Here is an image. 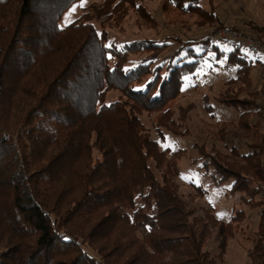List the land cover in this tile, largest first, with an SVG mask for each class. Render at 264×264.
Instances as JSON below:
<instances>
[{
    "label": "trees",
    "instance_id": "16d2710c",
    "mask_svg": "<svg viewBox=\"0 0 264 264\" xmlns=\"http://www.w3.org/2000/svg\"><path fill=\"white\" fill-rule=\"evenodd\" d=\"M79 1L0 0V264H220L244 211L220 219L215 206L195 202L208 195L202 184L186 198L179 178L187 149L164 148L161 141L163 129L189 133L191 104L176 120L167 106L181 94L185 76L207 59L226 56L228 67H237L227 84L246 82L253 60L241 42H232L225 54L211 36L111 40L112 23L131 8L158 24L144 0H104L96 12L100 29L86 8L61 26ZM199 2L160 5L220 25L215 7L207 11ZM175 44L172 53L158 57ZM136 55L141 59L128 65ZM113 92L119 94L111 97ZM222 94V103L243 110L240 121L260 107ZM145 112L160 113L159 140L142 123ZM259 141L247 151L230 146L232 157L223 163L203 145L192 147L216 172V185L229 184V193L260 206L262 228L264 138ZM215 225L218 253L205 249ZM261 236L249 252L252 264H264Z\"/></svg>",
    "mask_w": 264,
    "mask_h": 264
},
{
    "label": "rangeland",
    "instance_id": "374dc122",
    "mask_svg": "<svg viewBox=\"0 0 264 264\" xmlns=\"http://www.w3.org/2000/svg\"><path fill=\"white\" fill-rule=\"evenodd\" d=\"M104 0H86L83 6L81 0L75 3L63 15L60 25L65 26L69 21L78 18L83 9H88L93 13L91 21L100 29V17L96 14L98 8L103 5ZM164 0H144L145 6L153 10L154 17L158 24H154L149 19L141 16L137 11L131 10L121 18L117 23L113 22L109 28L111 40L117 43L125 40L138 38H153L161 40L168 36L169 38H178L186 41H199L207 36L218 35L224 29L239 33L241 39L254 38L264 42V0H200V5L207 11L215 7L221 23H207L205 16L198 13L184 12L175 7L162 11L161 5ZM75 8V11L72 9ZM205 19V20H204ZM218 26L215 30L216 26ZM218 37L219 43L225 54L233 48L234 41L231 38L222 39ZM178 44L165 49L158 54L159 58L172 53ZM242 46V50L254 54L253 50ZM214 56V55H212ZM242 56V54H237ZM142 55H136L130 58L128 65L134 64L140 60ZM137 59V60H135ZM114 60V59H113ZM242 59H238L241 61ZM246 62H244L245 64ZM236 68L228 67L226 56L218 61L212 57L206 60L203 66L193 74L184 77L185 83L181 94L168 102L167 106L174 112V118L181 110L191 104V110L186 118L185 127L189 133L183 136L164 131L165 141L162 146L182 147L187 149V154L180 159L181 177L179 178L180 190L186 198L191 193L195 194L194 185L202 184L208 195L205 198H194L200 206L213 205L216 208V216L220 219L231 218L235 210H243L242 217L233 225V236L229 238L225 248L224 260L220 264H251L249 252L255 243L262 238L264 227L259 228L260 206L246 204L244 194H231L228 192L229 184L218 186L213 176L214 169L206 167L204 160L200 158V153L192 147L194 143L203 145L204 150L210 152L216 159L223 162L231 159L230 146L236 145L239 151H247L251 144L260 142L264 138V68L261 66L252 68L248 71L246 82L240 81L235 84H227L228 79L235 78ZM226 91L229 98H236L237 95L251 103L260 105L261 111L257 114L251 113L246 119H249L248 127L246 119L240 121L242 109L229 107L220 101V96ZM119 94L111 93V97ZM237 94V95H236ZM110 97V98H111ZM258 108V107H257ZM160 113L149 115L147 112L141 115L142 123L150 130L155 139H160L156 131V119ZM221 121H225L221 123ZM245 121V122H243ZM238 153V151H237ZM198 158L195 163L193 159ZM261 183V182H259ZM260 196H256L254 201H259ZM201 213V211H200ZM219 226L212 228V234L209 236L206 248L207 250L218 253ZM264 248V247H263Z\"/></svg>",
    "mask_w": 264,
    "mask_h": 264
},
{
    "label": "built area",
    "instance_id": "2783aa9c",
    "mask_svg": "<svg viewBox=\"0 0 264 264\" xmlns=\"http://www.w3.org/2000/svg\"><path fill=\"white\" fill-rule=\"evenodd\" d=\"M218 37H223L222 39H229L231 38L232 41H239L241 42L242 46L245 48H250L251 50H254L259 53H264V42L260 40H256L254 38H246L243 40L241 39V36L239 33L232 32L229 29H224L221 32L218 33V35L214 36V39L217 40ZM261 189L264 192V182L261 184Z\"/></svg>",
    "mask_w": 264,
    "mask_h": 264
},
{
    "label": "crops",
    "instance_id": "0c3cea01",
    "mask_svg": "<svg viewBox=\"0 0 264 264\" xmlns=\"http://www.w3.org/2000/svg\"><path fill=\"white\" fill-rule=\"evenodd\" d=\"M231 49V48H230ZM245 51V50H244ZM246 53V55H247V57L249 58V59H251V62H252V60H253V65H252V68H256V67H259V66H261L262 68H264V53H257V52H253L254 54H252L251 56H250V53H248L247 51H245ZM239 63H241L242 62V60L241 61H238ZM234 68H236V73H237V67H235L234 66ZM251 68V69H252ZM237 76V75H236ZM235 76V77H236ZM261 111V108L260 107H258V108H255V110H254V113L253 114H257V113H259ZM231 218H226V219H223V220H225V221H228V220H230ZM251 264H252V262H251Z\"/></svg>",
    "mask_w": 264,
    "mask_h": 264
},
{
    "label": "snow or ice",
    "instance_id": "6c2138e0",
    "mask_svg": "<svg viewBox=\"0 0 264 264\" xmlns=\"http://www.w3.org/2000/svg\"><path fill=\"white\" fill-rule=\"evenodd\" d=\"M84 3H86V0H81V5L80 6H83ZM72 11H75V8L72 9ZM71 22V21H69ZM109 47H111V45H108ZM166 147H169L170 145H165Z\"/></svg>",
    "mask_w": 264,
    "mask_h": 264
}]
</instances>
